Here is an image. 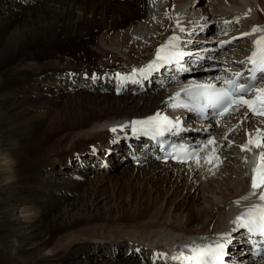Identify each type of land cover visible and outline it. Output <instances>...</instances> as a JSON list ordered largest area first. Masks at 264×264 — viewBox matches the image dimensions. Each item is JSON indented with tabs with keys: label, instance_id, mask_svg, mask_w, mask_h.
Wrapping results in <instances>:
<instances>
[{
	"label": "bare ground",
	"instance_id": "6f19581e",
	"mask_svg": "<svg viewBox=\"0 0 264 264\" xmlns=\"http://www.w3.org/2000/svg\"><path fill=\"white\" fill-rule=\"evenodd\" d=\"M35 2L37 4L30 10L22 7V13L27 15L22 21L4 27V17L0 23V103L4 107L0 108V116L5 115L7 121L0 124V197L3 200V197L16 189L20 194L26 191L28 196H24L37 202L40 198L36 191L51 184L37 182L40 175L36 176L34 172L42 167L47 170L53 163L72 158L83 149L87 151L81 156L90 163L89 169L95 163V170H99V163L95 159L90 160L84 156L90 154L91 157V151H96L95 149L116 151L118 147L111 149V145L118 138L119 132L112 129H116L126 120L139 118L151 110L152 114L157 108L168 106L169 93L125 95L115 99L106 94L112 91L103 86L102 82L99 93L91 95L78 92L80 89L77 81L75 89L72 88V77L69 78L73 85L69 88L72 90L65 93L69 96L59 98L60 95L56 94L54 99L42 98L48 92L42 82L57 81L58 74L63 71L42 66L36 56L41 48L71 46L81 49L84 61L90 65L84 69L73 68V72L70 70L72 73L68 75L87 73L86 76L94 80L97 75L101 78L115 74L139 73L153 58V46L162 42L172 30L182 25L188 26L190 30L203 17L212 20L213 12L231 17L233 13L244 12L250 7L249 10L256 13V18L248 23L261 21V16H264V0H227L226 3L221 0H206L209 11L205 14L198 12L204 11V0H200V3L195 0ZM4 3L7 6L14 5L9 0H0V8ZM20 3L22 4L21 1ZM28 4L30 2L25 1L23 6ZM187 4L190 6L188 11ZM3 9L6 11L5 7ZM9 13L11 17H17L13 9ZM72 66L75 65L72 63ZM89 66L94 69L91 70ZM38 82L41 84H37ZM90 91L94 92L95 89ZM71 92L76 93L70 95ZM256 125L261 126L260 123L251 124L248 130H234L230 135L226 130L221 136L212 137L215 144H207L208 147H205L200 157L199 166L195 161L189 166L178 167L153 163L137 171L131 167H123L118 174L81 184L82 187H78L80 190L73 195L57 193L44 205L41 204L42 207L37 205L39 202L36 203V210L31 217L35 218L29 220V226L24 223H20V226L7 218L10 209L24 206V200L18 197L14 202H0V264H97L96 261L90 263L88 258L84 259V255L89 256L92 243L97 241L107 242L101 250L108 254L111 250L110 242L120 247H128L129 250L138 245L152 250V246H174L189 236L207 235L216 238L233 233L238 230L234 223L237 213L248 207L252 198H256L252 196L249 200L236 198L232 201L233 196L246 195L251 190V166L261 149L242 151L241 147L247 144L249 134L255 133ZM225 138L227 141H222ZM230 143L234 148L228 147ZM213 148L216 149L215 155L227 162L222 170L230 175V178H225L226 181L216 182L218 185L214 182H220L222 176L219 173L222 170L216 171L220 176L218 180L219 176L214 173L218 170L217 167L215 166V170L210 167L209 171V164L205 163V158L211 154ZM59 150H62L61 154L58 153ZM106 151L103 156L107 154ZM54 158L56 159L52 161ZM98 159L103 160L100 155ZM27 161L30 166L25 168ZM213 163L215 165L216 161ZM84 164L87 163H83L81 168L85 170L87 166L83 167ZM109 170H113L112 167L102 173H108ZM56 171L50 172V175H54ZM83 173L89 175L88 172ZM205 178L206 181H202V184L205 183L209 189L207 193L211 192L212 196L207 204L200 206L202 203L197 204L195 191L200 180ZM58 179H63V176ZM34 183L40 184L41 188L28 187ZM211 185H216L217 190L211 188ZM41 192L45 195L44 191ZM222 203L226 205V214L212 220L216 215L215 209ZM42 217L46 219L45 224L40 222ZM214 223L216 224L213 227ZM40 228H44L43 233L37 232L41 238L32 240L25 236L30 230ZM120 229L131 233L133 240L111 238V234H116ZM94 236L105 239L92 240L87 247L79 246ZM81 251L85 254H81ZM57 252L61 253L60 257L52 260L50 255ZM73 252L79 253L76 255L77 261L69 258ZM126 257L131 258L130 262L102 261L101 264H142L136 260L139 257L130 251L126 253Z\"/></svg>",
	"mask_w": 264,
	"mask_h": 264
},
{
	"label": "rangeland",
	"instance_id": "374dc122",
	"mask_svg": "<svg viewBox=\"0 0 264 264\" xmlns=\"http://www.w3.org/2000/svg\"><path fill=\"white\" fill-rule=\"evenodd\" d=\"M10 1V3H12V4H14L13 6H7V4H5L4 3V5L3 4H1V8H0V23H2L3 22V20H4V17H6V19H5V21H6V23H5V26L4 27H6V26H8V25H10V24H17L19 21H22L23 19H25L26 17H27V15H25L24 13H22V7L25 9V10H30L31 9V7L33 6V5H35V4H37L35 1H42V0H9ZM20 1L22 2V4L20 3ZM25 1H28V2H30V4H28V5H26V6H23L24 4H25ZM205 1V4H203V6L202 7H205V9H203L204 11H203V14H205L206 12H208L209 11V9L208 8H206V0H204ZM195 2H199L200 3V0H195ZM194 2V3H195ZM2 3V2H1ZM24 3V4H23ZM3 7H5V9H6V11L3 9ZM11 9H13V12H14V14L15 15H17V17H11L10 16V14L11 13H9L10 12V10ZM21 10V11H20ZM193 13V12H192ZM194 14H199V13H194ZM9 15V16H8ZM13 18V19H12ZM13 20V21H12ZM95 33V32H94ZM94 33H92V35H91V37H93V35H94ZM98 33V32H97ZM97 35H99V34H97ZM76 41V40H75ZM85 42L87 41V39H85L84 40ZM69 51H71V52H69ZM66 54V55H65ZM70 54H71V58H69V56H70ZM62 55V56H61ZM75 55H78L79 57H80V55H81V57L80 58H82L81 60L84 62V63H82V64H77V66L75 67V66H72V63H73V65L74 64H76L75 62H76V56ZM36 56H38L37 57V59L38 60H40L41 61V64H43L42 66H45V68H51L52 70H55L56 69V71H63L61 74H58V80L57 81H53V80H46V81H44V82H42V86H44V87H46L47 89H48V92L47 93H44L43 95H42V98H48V99H54V98H56V94H59L60 95V97L59 98H65V97H67V96H69V95H67V94H65V93H69L70 92V90H72V88H74V86L72 85V83H71V80L69 79V78H71L72 77V79H74V81H77V83H78V89H80V91H78V92H86V93H88V94H91V95H94V94H96V93H99L100 91H98V89H95V91L94 92H91L90 90H92V89H90L91 87H93L92 85H91V83H92V80H89V78L86 76L87 75V73H75V74H73L72 76H69L68 74L69 73H72L73 72V70L74 69H76V68H82V69H84L87 65H90V63H88L87 61H84V56H83V54H82V52H81V49H74V48H72L71 46L70 47H53V48H41V50H39V51H37V53H36ZM73 56H75L74 58H73ZM42 57V58H41ZM41 58V59H40ZM45 58V59H44ZM95 58H97L98 59V57H95ZM43 59V60H42ZM96 59V60H97ZM61 62H60V61ZM53 61V62H52ZM69 61H70V63H71V65H70V63H69ZM98 62V60L96 61V63ZM58 63V64H57ZM67 64H68V66H67ZM57 65H59L58 67H53V66H57ZM61 66V67H60ZM64 66H66V67H64ZM70 66H71V68H70ZM79 66V67H78ZM53 67V68H52ZM69 67V68H68ZM90 68H91V70H93L94 69V67L93 66H89ZM64 68V69H63ZM74 68V69H73ZM65 69H66V71H65ZM73 69V70H72ZM72 72H71V71ZM70 71V72H69ZM60 75V76H59ZM97 75V74H96ZM98 76V75H97ZM68 77V78H67ZM87 77V78H86ZM79 80V81H78ZM82 81V82H81ZM52 82V83H51ZM70 82V83H69ZM35 83H36V80H35ZM81 83V84H80ZM101 83V82H100ZM37 84H41V82H38ZM102 84V83H101ZM70 85L71 86H73L72 88H69L70 87ZM81 85V86H80ZM53 87V88H52ZM82 87V88H81ZM85 87V88H84ZM67 89H69L68 90V92H67ZM75 89V88H74ZM86 89H88V90H86ZM42 90H43V88H42ZM54 90V91H53ZM63 91V92H62ZM77 92V93H78ZM76 92H71V94L70 95H74ZM64 94V95H63ZM106 94H109V95H111V96H113L115 99H118V98H116L112 93H106ZM54 95V96H53ZM50 97V98H49ZM140 97V96H139ZM120 98V97H119ZM2 104L0 103V108L1 107H3V106H1ZM4 108V107H3ZM155 109V108H154ZM151 112H152V110L148 113V114H146V115H142L141 117H145V116H147V115H149V114H151ZM113 120H117V121H119V120H122L121 118H112ZM6 121V116L5 115H1L0 116V124H3V123H6L5 122ZM74 137V136H73ZM234 148V147H233ZM236 148V147H235ZM96 150V152H97V154H99L100 156H102V159H104V157L105 156H103V153L106 151H103V149H95ZM87 151V149H83V150H80V152H79V154L78 155H76V154H74V156L72 157V158H65V159H63V160H61L60 162L59 161H57V162H55V163H53L51 166H49L48 168H47V170L46 169H44V167H42V168H38L35 172H34V174L36 175V176H38V175H40V178L37 180V182H42V181H44V182H47L48 184L50 183L51 184V186L49 185V186H44L41 190H38V191H36V194L38 195V197L40 198V200H37V202L35 201V200H33V199H30L29 197H26V196H24V195H27L26 194V191H23V192H25V193H23L22 192V194H20V192L19 191H17L16 189H15V191H12V192H10L6 197H3L4 198V200L2 199V197H0L1 199H0V202L1 203H7V201L8 202H14V200L16 199V200H18V199H22V200H24L23 201V205L24 206H17V207H15L14 209H10V211H9V214L7 215V218L8 219H12V220H14V222L16 223V224H19L20 225V223H24L25 225H27V226H29L30 225V219L31 220H34V218H31L32 216H33V211L34 210H36V207H37V205L38 206H40V207H42V205H44L45 203H46V201L48 200V199H51V198H53V197H55V195L58 193H60V194H64V195H73V193H75L76 191H79L80 189L78 188V187H82L81 186V184L83 185V184H89V183H91V182H93L94 180H96V178L98 179V180H102V178L103 177H106V176H110V175H115V174H118L119 172H121V170H122V168L123 167H126V166H119V165H114L113 166V170H109V172L108 173H102L103 171H101L100 173H95V172H97V171H99V170H94V172L93 173H88L89 175H85V173H83V172H90L91 171V169H89L90 167H87V169H83V168H81V165L83 164V163H88V162H86V161H84L83 159H82V156L81 155H83V154H85V152ZM99 151V152H98ZM115 151V150H114ZM218 152L220 151V149L219 150H217ZM61 152H62V150H59L58 151V153L59 154H61ZM92 153H91V157H94L95 155V151H91ZM107 152V151H106ZM217 152V153H218ZM102 153V154H101ZM76 155V156H75ZM222 156H223V154H222ZM85 157H89V159L90 160H92L91 159V157H90V154L89 155H87V156H84V158ZM225 157V156H224ZM223 157V159H225ZM57 158V157H56ZM56 158H54L52 161H54ZM114 157H112V159H113ZM110 160L112 163H113V160ZM81 160V161H80ZM89 160V161H90ZM51 161V162H52ZM76 161V162H75ZM213 161H215V159L213 158ZM213 161H212V163H213ZM28 162V161H27ZM66 162V163H65ZM217 163V162H216ZM225 163H227V162H225V161H223V160H221L220 159V162H219V165H218V167L216 168L215 166H214V163L213 164H211V163H207V164H211V165H208L207 167H208V170L209 171H211L212 170V168H213V170H215V168L216 169H218V170H215L214 171V173H216V176H219V175H221L222 177H221V180H220V176L218 177V180H220V182H218V181H215L214 183L216 184V185H218L217 183H221V182H223V181H226V179L225 178H230L229 176V174L228 173H226V172H224L222 169V167H225L224 165H225ZM30 162H28V166L27 165H25V168H27V167H29L30 165ZM229 164V163H228ZM227 164V165H228ZM230 165V164H229ZM210 167H211V170H210ZM221 167V168H220ZM61 168V169H60ZM76 168V169H75ZM78 168V169H77ZM220 168V169H219ZM60 169V170H59ZM143 169H144V167H143ZM143 169H141V170H143ZM188 169V168H187ZM55 170H57L56 171V173L54 172V175H50V172H52V171H55ZM220 170H222L221 172L222 173H224V174H226V175H224V174H222V173H219V175H217L218 173V171H220ZM217 171V172H216ZM82 172V173H81ZM229 172V171H228ZM95 173V176L94 177H91L90 175H92V174H94ZM102 173V174H101ZM47 174V175H46ZM64 174V175H63ZM72 174V175H71ZM78 175V176H77ZM54 176V177H53ZM62 176H63V179H58V178H62ZM212 176H214V174L212 175ZM226 176V177H225ZM49 177V178H48ZM69 178H70V180H69ZM67 179V180H66ZM202 180H204V181H206V178L205 179H202ZM72 182H74V183H72ZM217 182V183H216ZM60 183V184H59ZM62 183V184H61ZM71 183V184H70ZM106 184H107V181L105 182ZM40 184H36V183H34V185L33 184H30V185H28V187L29 186H32V188L33 187H40L41 188V185L39 186ZM53 185V186H52ZM65 185V186H64ZM75 185H77L76 187H75ZM199 185H201V187H199V190H198V188L196 189V191H195V196H196V199H197V204H199L200 205V203H202L200 206H204L205 205V203L207 204L208 202H209V200H211V197L210 196H212V193L211 192H209V193H207L208 191H209V189H207V186L205 185V183H203L202 184V182H199V184H198V186ZM204 185V186H203ZM214 186V185H211V188H215V190H217V186ZM57 186V187H56ZM73 186V187H72ZM203 186V187H202ZM47 187V188H46ZM205 187V188H204ZM63 188V189H62ZM69 189H71V190H69ZM76 189H78V190H76ZM205 189H206V191H205ZM58 190V191H57ZM75 190V191H74ZM208 190V191H207ZM221 189H219V191H220ZM41 191H44V193H45V195H43L42 194V192ZM72 191V192H71ZM52 192H55V193H53L52 194ZM11 194V195H10ZM249 193H247L246 195H248ZM15 195V196H14ZM198 195H200V196H198ZM246 195H235V196H233L232 197V201H234L236 198H243V197H245ZM28 196V195H27ZM47 196L48 197H50V198H47ZM203 196V197H202ZM11 197H13V198H11ZM19 197V198H18ZM202 197V198H201ZM205 197V198H204ZM18 198V199H17ZM12 199V200H11ZM28 199V200H27ZM203 201H202V200ZM15 200V201H16ZM202 201V202H201ZM39 202V203H38ZM104 202V201H103ZM102 202V203H103ZM36 203H38L37 205H36ZM42 204V205H41ZM105 205H107V204H105ZM225 207H226V205L224 204V203H222V204H220V206L218 207V208H216L215 209V213H216V215L212 218V220H214L215 218H217V217H220V216H223V215H225L226 213H225ZM12 210V211H11ZM32 213V214H31ZM49 216H52V215H49ZM40 222L42 223V224H45L46 223V219L44 218V217H42L41 219H40ZM215 224L216 223H214L213 224V227L215 226ZM21 226V225H20ZM212 227V228H213ZM12 229H14V227L12 228ZM23 230V229H22ZM24 232H28V231H25V230H23ZM39 231V233H43V231H44V228H40V229H32V230H30L28 233H26L25 234V236L26 237H30L32 240H37L38 238H41L39 235H37V232ZM115 233V232H114ZM114 233H112L111 235V238H115V237H121V238H127V239H131V240H133L132 238H131V236L133 237V235L131 234V233H129L127 230H123V229H120L119 230V232H117L116 234H114ZM114 234V235H113ZM181 236V235H180ZM183 238H185L184 236H182ZM121 238H119V239H121ZM101 239H105V238H103V237H101V236H94V237H91L90 238V240H88L87 242H84V243H82V244H79V246H81V245H84V247H87L88 245H89V243H90V241H92V240H101ZM105 240H102V242L101 241H97V243H92L93 244V247L90 249V252H89V256H86V255H84L85 253H84V251H81L80 253L81 254H83L84 255V259H89L90 260V263H94L95 261V263H97V264H101L102 263V261L103 262H113V263H121V262H123V261H128V262H130V260H131V258L129 259L128 257H126V253L127 252H129L130 250H129V248L127 247V248H124V247H120V246H117V245H115V243L114 242H110V243H112V244H110L111 245V250L109 251V253L107 254V253H104V251L103 250H101V248L103 247V245L104 244H106L107 242L105 241ZM101 245V246H100ZM117 246V247H116ZM88 248H90V247H88ZM95 249V250H94ZM107 249V248H106ZM128 249V250H127ZM114 251V252H113ZM97 252V253H96ZM79 253H76V252H73V253H71L70 254V256H69V258H70V260H72V261H77L76 260V255H78ZM60 255H61V253L60 252H57L56 254H54L53 256L52 255H50V257H51V259L52 260H55V259H58L59 257H60ZM126 259V260H125ZM133 260H135V259H133ZM136 260H139L140 261V263H142V264H147L148 263V261H146V262H142L140 259H136ZM94 261V262H93Z\"/></svg>",
	"mask_w": 264,
	"mask_h": 264
},
{
	"label": "snow or ice",
	"instance_id": "6c2138e0",
	"mask_svg": "<svg viewBox=\"0 0 264 264\" xmlns=\"http://www.w3.org/2000/svg\"><path fill=\"white\" fill-rule=\"evenodd\" d=\"M239 22L238 20L236 21ZM260 33L257 39L253 41V50L247 58V63L252 65L248 83H239L242 73L236 72L232 79H224L223 83L226 87L217 89L215 85H196L199 91L193 93L191 89H185L194 101H202L203 103H190L177 105L172 107L183 106L189 110H196L200 114L205 112L206 108H211L216 115L224 116L239 111L241 108H247L253 115L264 117V88L258 87L257 81L264 80V28L256 26L251 32L243 33L242 36H250ZM238 39V38H234ZM178 37H173L170 41L162 46L157 51L156 61L148 66L147 69H141V75H146L151 71L157 70L164 64L175 63L177 70H184L180 67V62L183 60L185 53L178 48ZM259 74V76H258ZM219 79V78H218ZM254 93V98L246 99V96ZM179 96V94H177ZM231 110V111H230ZM247 118V114H245ZM174 124L166 116L157 113L155 116L142 121H135L132 124L133 132L143 133L146 135L162 136L166 131H171ZM116 131V129H112ZM208 145L215 144L213 139H209ZM205 145L204 147H206ZM253 148L261 149L255 158L252 167L251 190L248 195L243 197V200H249L252 196H257L259 203L253 204L244 213L236 218L234 223L238 228H244L249 233L264 237V132L257 129L255 134H249V139L246 145L241 147L242 151H252ZM184 157H174L178 162L185 163L188 159H195L199 166L198 153L195 151L189 152L187 149L182 150ZM216 149L213 148L211 154L205 158V163H212L213 158L217 162L214 166L218 167L220 158L215 155ZM247 162V161H245ZM223 241V242H221ZM229 238L226 236L220 237L211 244H194L189 248L190 256H183L188 264H224V256L226 254L227 243Z\"/></svg>",
	"mask_w": 264,
	"mask_h": 264
}]
</instances>
